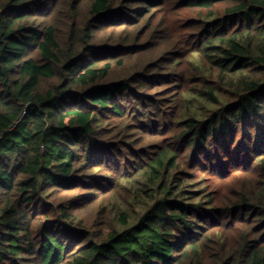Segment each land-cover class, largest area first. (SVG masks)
<instances>
[{
	"label": "trees",
	"instance_id": "trees-1",
	"mask_svg": "<svg viewBox=\"0 0 264 264\" xmlns=\"http://www.w3.org/2000/svg\"><path fill=\"white\" fill-rule=\"evenodd\" d=\"M0 264H264V0H0Z\"/></svg>",
	"mask_w": 264,
	"mask_h": 264
},
{
	"label": "rangeland",
	"instance_id": "rangeland-1",
	"mask_svg": "<svg viewBox=\"0 0 264 264\" xmlns=\"http://www.w3.org/2000/svg\"><path fill=\"white\" fill-rule=\"evenodd\" d=\"M161 170H165V168H162ZM131 181V182H130ZM128 182V186L134 191L136 196V203L134 212L128 213V222L133 224L134 217L142 213L152 200V196L158 194L157 193V186H155L151 181L150 175L147 174H140L138 177L134 178L133 180H130ZM202 187V188H201ZM203 189L201 192H199V198H197V201H201L200 199L203 198L206 192V189L204 186H197L196 190ZM192 189V188H191ZM194 191V190H193ZM203 192V194H202ZM202 195V196H201ZM201 196V197H200ZM126 212V206H124L122 203L117 202L116 203V209L114 211V221L118 227H123V224L120 222L121 215Z\"/></svg>",
	"mask_w": 264,
	"mask_h": 264
}]
</instances>
